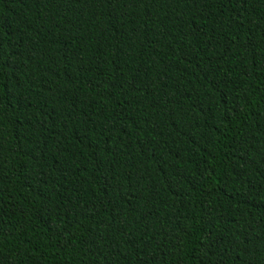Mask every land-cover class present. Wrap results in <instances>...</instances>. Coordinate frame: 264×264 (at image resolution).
I'll use <instances>...</instances> for the list:
<instances>
[{
  "label": "trees",
  "instance_id": "obj_1",
  "mask_svg": "<svg viewBox=\"0 0 264 264\" xmlns=\"http://www.w3.org/2000/svg\"><path fill=\"white\" fill-rule=\"evenodd\" d=\"M0 264H264V0H0Z\"/></svg>",
  "mask_w": 264,
  "mask_h": 264
}]
</instances>
